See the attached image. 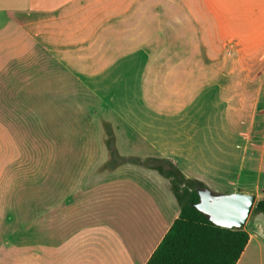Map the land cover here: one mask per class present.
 <instances>
[{"label": "crops", "instance_id": "obj_1", "mask_svg": "<svg viewBox=\"0 0 264 264\" xmlns=\"http://www.w3.org/2000/svg\"><path fill=\"white\" fill-rule=\"evenodd\" d=\"M215 41L264 73V0H0V264H146L181 212H162L130 180L55 194L48 157L7 144V106L32 94L39 67L98 72L104 58L193 56ZM245 229L237 264H264L263 216Z\"/></svg>", "mask_w": 264, "mask_h": 264}, {"label": "rangeland", "instance_id": "obj_2", "mask_svg": "<svg viewBox=\"0 0 264 264\" xmlns=\"http://www.w3.org/2000/svg\"><path fill=\"white\" fill-rule=\"evenodd\" d=\"M191 43L182 42V49ZM205 44L193 56L153 51L104 58L110 66L98 72L89 66L80 72L73 64L59 72L61 66L51 62L53 73L46 74L39 67L32 94L25 89L23 104L7 106L8 146L48 157L56 195L130 180L169 213L180 205L170 180L143 165L153 158L165 162L150 165L168 170L174 162L186 178L217 194L261 188L260 200L264 73L254 58L229 55L226 41ZM14 95L8 91V99ZM32 156L25 151L23 162L31 163Z\"/></svg>", "mask_w": 264, "mask_h": 264}, {"label": "trees", "instance_id": "obj_3", "mask_svg": "<svg viewBox=\"0 0 264 264\" xmlns=\"http://www.w3.org/2000/svg\"><path fill=\"white\" fill-rule=\"evenodd\" d=\"M111 153L116 154L114 150ZM160 162L165 160L150 158L143 165L170 180L181 212L146 264H237L250 240L247 230L213 224L195 208L199 202L197 190L205 188V184L186 178L174 162H168V170L162 165H150ZM260 214L264 217V198L257 200L251 216Z\"/></svg>", "mask_w": 264, "mask_h": 264}, {"label": "water", "instance_id": "obj_4", "mask_svg": "<svg viewBox=\"0 0 264 264\" xmlns=\"http://www.w3.org/2000/svg\"><path fill=\"white\" fill-rule=\"evenodd\" d=\"M199 202L195 208L215 224L227 229H243L257 202L254 194H217L209 188L197 190Z\"/></svg>", "mask_w": 264, "mask_h": 264}]
</instances>
